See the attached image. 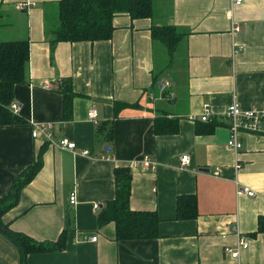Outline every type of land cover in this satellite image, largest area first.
<instances>
[{
  "label": "crops",
  "instance_id": "1",
  "mask_svg": "<svg viewBox=\"0 0 264 264\" xmlns=\"http://www.w3.org/2000/svg\"><path fill=\"white\" fill-rule=\"evenodd\" d=\"M56 3L0 0V39L29 40L27 81L12 98L18 110L9 104L22 120L0 123V198L11 199L13 182L39 162L0 218L36 240L64 233L61 249L28 252L25 264H264V132H243L234 149L220 114L233 99L264 107V0H153L151 17L117 14L111 37L94 41L50 39ZM152 23L183 32L173 53L152 38ZM64 79L74 92L70 111ZM204 103L209 120L200 118ZM158 115L176 118L177 131L156 133ZM48 122L52 140L31 136ZM63 136L76 147H61ZM144 154L154 168L131 164ZM119 166L131 173L130 207L158 216L153 237L118 239L114 221H99ZM190 194L197 214L178 217V197ZM239 234L248 245L234 257L224 247ZM0 264H21L1 230Z\"/></svg>",
  "mask_w": 264,
  "mask_h": 264
},
{
  "label": "trees",
  "instance_id": "2",
  "mask_svg": "<svg viewBox=\"0 0 264 264\" xmlns=\"http://www.w3.org/2000/svg\"><path fill=\"white\" fill-rule=\"evenodd\" d=\"M55 16L46 18V27L56 34V39L79 41L110 38L114 29L113 18L117 14H128L131 18L151 17L153 0H57ZM151 36L161 42L168 53H173L183 32L173 24L150 25ZM29 61L28 39H0V123H11L22 119L9 107L17 83L27 81ZM64 95V110L71 107L74 92L69 79L59 84ZM71 115V114H70ZM69 116V115H68ZM178 129L176 118L167 119L164 115L154 118L156 133H170ZM112 132H108V136ZM39 162L28 167L27 175L19 184L13 182L12 197L9 200L0 198L1 213L16 199L19 188L37 169ZM131 173L127 166H119L115 170V197L106 202L99 211L100 223L115 222L116 238H148L157 234L158 216L153 210L132 209L129 205ZM187 200V201H184ZM194 194L179 196L177 199V216L194 217L197 214ZM0 230L18 247L21 264H25L28 252L61 249L64 246V233L57 240L42 241L13 230L0 218Z\"/></svg>",
  "mask_w": 264,
  "mask_h": 264
},
{
  "label": "built area",
  "instance_id": "3",
  "mask_svg": "<svg viewBox=\"0 0 264 264\" xmlns=\"http://www.w3.org/2000/svg\"><path fill=\"white\" fill-rule=\"evenodd\" d=\"M241 0H232V5H237ZM24 3H20L19 6H23ZM234 30L239 29L238 23H233ZM165 84H168V81H164ZM11 109L16 112L18 110V104L15 101L10 103ZM221 117L228 121L229 135L227 137L226 143L228 146L234 149H240L242 147V141L240 136L243 132H264V107L252 104L248 107H243L237 99H233L227 106L220 112ZM87 115L89 118L94 119L97 122V109L95 106H91ZM202 120L210 119V111L208 103L203 104V110L200 114ZM52 123H38L31 130L32 137H46L49 140H52V132L50 128ZM58 144L61 147H66L69 149H74L76 143L73 139H70L67 136L61 137L57 140ZM189 157L187 154L181 156V164L184 165L187 163ZM132 165H143L145 167L154 168L155 161L148 154L142 155L140 158L135 159L131 163ZM236 166H239L238 164ZM239 192H245L247 194H253L254 191L249 189L247 186H238ZM76 200L75 193H71L69 196V202L74 203ZM97 236L92 235L91 240H96ZM248 245V241L243 234L238 235V240L234 246L226 245L224 251L234 257L239 256L241 248H245Z\"/></svg>",
  "mask_w": 264,
  "mask_h": 264
},
{
  "label": "water",
  "instance_id": "4",
  "mask_svg": "<svg viewBox=\"0 0 264 264\" xmlns=\"http://www.w3.org/2000/svg\"><path fill=\"white\" fill-rule=\"evenodd\" d=\"M55 38H56V34L50 35V39H55ZM107 148H109V147L107 146Z\"/></svg>",
  "mask_w": 264,
  "mask_h": 264
},
{
  "label": "rangeland",
  "instance_id": "5",
  "mask_svg": "<svg viewBox=\"0 0 264 264\" xmlns=\"http://www.w3.org/2000/svg\"><path fill=\"white\" fill-rule=\"evenodd\" d=\"M5 200H7V197L5 198Z\"/></svg>",
  "mask_w": 264,
  "mask_h": 264
}]
</instances>
